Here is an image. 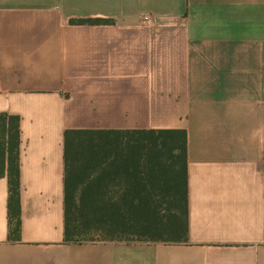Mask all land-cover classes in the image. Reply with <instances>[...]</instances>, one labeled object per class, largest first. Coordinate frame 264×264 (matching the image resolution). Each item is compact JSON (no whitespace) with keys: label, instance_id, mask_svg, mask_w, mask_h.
I'll return each instance as SVG.
<instances>
[{"label":"crops","instance_id":"1","mask_svg":"<svg viewBox=\"0 0 264 264\" xmlns=\"http://www.w3.org/2000/svg\"><path fill=\"white\" fill-rule=\"evenodd\" d=\"M0 114L20 139L0 264H264V0H0ZM66 130L184 131L186 242L64 243Z\"/></svg>","mask_w":264,"mask_h":264},{"label":"trees","instance_id":"2","mask_svg":"<svg viewBox=\"0 0 264 264\" xmlns=\"http://www.w3.org/2000/svg\"><path fill=\"white\" fill-rule=\"evenodd\" d=\"M71 25L111 24L71 19ZM19 119L0 114V177L7 180V241L20 240ZM64 243H185L186 136L182 130H66ZM121 178L130 181L110 187Z\"/></svg>","mask_w":264,"mask_h":264},{"label":"built area","instance_id":"3","mask_svg":"<svg viewBox=\"0 0 264 264\" xmlns=\"http://www.w3.org/2000/svg\"><path fill=\"white\" fill-rule=\"evenodd\" d=\"M263 170H264V167H263Z\"/></svg>","mask_w":264,"mask_h":264}]
</instances>
